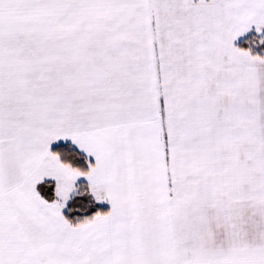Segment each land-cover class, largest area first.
<instances>
[{
  "label": "snow or ice",
  "instance_id": "6c2138e0",
  "mask_svg": "<svg viewBox=\"0 0 264 264\" xmlns=\"http://www.w3.org/2000/svg\"><path fill=\"white\" fill-rule=\"evenodd\" d=\"M0 264H264V0H0Z\"/></svg>",
  "mask_w": 264,
  "mask_h": 264
}]
</instances>
